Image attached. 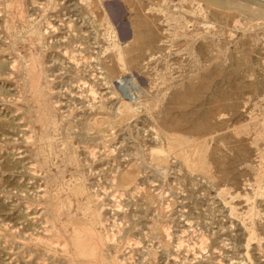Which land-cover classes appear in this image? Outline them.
Wrapping results in <instances>:
<instances>
[{"label": "rangeland", "instance_id": "1", "mask_svg": "<svg viewBox=\"0 0 264 264\" xmlns=\"http://www.w3.org/2000/svg\"><path fill=\"white\" fill-rule=\"evenodd\" d=\"M0 264H264V0H0Z\"/></svg>", "mask_w": 264, "mask_h": 264}, {"label": "bare ground", "instance_id": "2", "mask_svg": "<svg viewBox=\"0 0 264 264\" xmlns=\"http://www.w3.org/2000/svg\"><path fill=\"white\" fill-rule=\"evenodd\" d=\"M117 3H118V2H117ZM201 81H202V80H201ZM203 84H204V83H203ZM203 84H202V85H203ZM200 85H201V84H200ZM200 87H202V86H200ZM204 88H205V87H204ZM197 89H198V88H197ZM177 96H178V95H177ZM177 96H176V98H177ZM178 97H179V96H178ZM126 102H127V101H126ZM185 103H186V102H185ZM123 114H124V112H123ZM201 127H203V126H201ZM192 128H193V127H192ZM199 147H200V146H199ZM203 147H204V146H203ZM94 214H95V213H94ZM94 214H93V215H94ZM95 215H96V214H95ZM97 217H98V216H97ZM93 218H94V217H93ZM97 220H98V219H97ZM94 221H95V220H94ZM97 222H98V221H97ZM88 233H89V232H88ZM92 235H93V234H92Z\"/></svg>", "mask_w": 264, "mask_h": 264}]
</instances>
